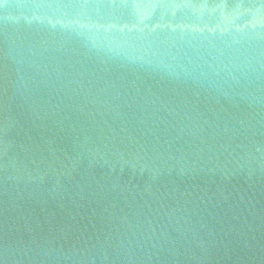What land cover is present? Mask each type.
<instances>
[{"label":"water","instance_id":"obj_1","mask_svg":"<svg viewBox=\"0 0 264 264\" xmlns=\"http://www.w3.org/2000/svg\"><path fill=\"white\" fill-rule=\"evenodd\" d=\"M0 264H264V0H0Z\"/></svg>","mask_w":264,"mask_h":264}]
</instances>
